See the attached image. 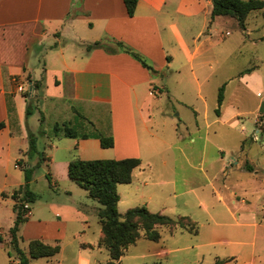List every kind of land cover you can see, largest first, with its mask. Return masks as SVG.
Here are the masks:
<instances>
[{
	"label": "crops",
	"instance_id": "obj_1",
	"mask_svg": "<svg viewBox=\"0 0 264 264\" xmlns=\"http://www.w3.org/2000/svg\"><path fill=\"white\" fill-rule=\"evenodd\" d=\"M211 11V0H137L132 17L128 16L123 0H0V124H3L0 202L2 198H11L24 185L22 170L35 166V160L26 159L28 135L40 144L50 178L48 181L45 174V183L50 187L70 181L67 167L73 159L137 158L141 164L133 170L131 183L127 185L134 182L147 185L145 180L154 170L151 161H159L162 155L160 142L148 127L152 121L147 108L151 97L162 93L153 76L185 69L197 81L196 72L207 68V54L221 43V39L214 40L210 35L215 29L207 25ZM98 41L122 43L140 54L156 73L143 68L124 52L86 48ZM28 78L41 84L34 89ZM25 91L30 93L29 102L37 105L39 119L33 116L26 122L27 102L22 97ZM102 109L109 118L104 129L100 128L98 116ZM52 111L60 114L49 123L46 120ZM219 121H223L222 116ZM63 124L75 130L78 137L52 134L50 125L54 128ZM82 135L88 137L81 139ZM98 135L111 137L113 146L102 148ZM245 172L250 173L246 169ZM146 173L150 174L143 177ZM36 181L32 175L28 187ZM120 186H117L118 205L122 202L121 193L130 191ZM67 192L71 193L69 189ZM84 192L85 199H89ZM85 201H69V205L56 208L62 221L48 223L55 229L43 233L39 231L47 228V221L29 206L23 238L62 243L70 215L80 225L75 234L80 236V227L84 234L89 224ZM54 207L53 203L49 204L51 211ZM250 209L242 207L248 213L241 217L247 221L242 227L260 228L258 214ZM33 234L37 237H30ZM100 236L101 230L96 246ZM95 244L79 246L89 249ZM228 258L223 260L232 259L234 264H264V248L257 251L251 245L250 250L244 249L238 257Z\"/></svg>",
	"mask_w": 264,
	"mask_h": 264
},
{
	"label": "rangeland",
	"instance_id": "obj_2",
	"mask_svg": "<svg viewBox=\"0 0 264 264\" xmlns=\"http://www.w3.org/2000/svg\"><path fill=\"white\" fill-rule=\"evenodd\" d=\"M210 20L208 14L207 25L215 28L210 35L214 40L221 39V43L207 54V68L196 72L197 81L185 69L153 76L162 93L151 97L147 108L152 121L148 127L157 136L162 155L159 161H151L152 174L143 176L150 174L145 180L147 185L134 182L120 186L130 191L121 193L122 202L117 206L120 218L128 209L145 205L151 213L172 219L187 217L195 224L197 234L160 226L157 227L160 239L153 242L140 233L116 264H234L232 259H223L238 257L244 249L250 250L251 245L257 251L264 248V9L246 17L244 31L229 16H218L209 24ZM221 87H224L223 102L217 116ZM31 108L32 114L25 115L26 122L33 116L39 119L34 102ZM59 114L52 111L46 121L50 123ZM98 116L100 128L104 129L109 123L108 113L102 109ZM220 116L224 123L219 121ZM50 129L56 135L51 125ZM35 146V153L26 154L28 162L36 161L29 175L37 181L27 187L35 200L25 207L35 209L47 224H55L62 221L56 208L69 205V201L87 200L89 224L84 234L80 227L79 236L75 233L80 225L70 215L66 235L62 243L58 242L63 247L60 253L53 258L32 259L28 255L30 240H25L22 234L29 219L20 224L15 246L9 233L15 222V201L12 197L2 198L0 264H14L20 255L27 264H108V252L95 244L100 232L96 212L99 204L89 197L85 199L83 189L71 181L56 187L45 183L44 175L49 171L44 161L39 160L40 144L35 141ZM245 165L253 171L246 173ZM24 173L22 170L23 178ZM50 203L55 206L52 211ZM248 206L258 214L260 228L242 227L247 221L241 217L248 214L242 207ZM50 224L39 232L55 229ZM34 235L30 237H37ZM81 243L95 245L83 249ZM245 243L247 247L243 246Z\"/></svg>",
	"mask_w": 264,
	"mask_h": 264
},
{
	"label": "trees",
	"instance_id": "obj_3",
	"mask_svg": "<svg viewBox=\"0 0 264 264\" xmlns=\"http://www.w3.org/2000/svg\"><path fill=\"white\" fill-rule=\"evenodd\" d=\"M75 1V0H74ZM126 12L129 17H132L135 12L137 0H123ZM212 11L210 18L213 20L218 16H229L233 18L239 29L244 31L246 17L251 12L262 11L264 2L260 0H211ZM110 44V45H109ZM88 50L92 48H102L109 53L117 51L124 52L138 61L141 66L151 73H156L146 60L138 53L123 45L120 42H95L86 47ZM28 81H31L28 78ZM32 82V87L37 88L41 82ZM223 88L219 89L217 97V108L215 114L219 116V108L223 102ZM30 93L25 91L22 97L26 100L25 115L32 114ZM3 124H0V129ZM56 134L62 133L66 138H77L78 135L72 128L66 124L61 126L55 125L53 128ZM81 139H86L87 135L80 136ZM100 146L102 148H111L113 141L111 137H103L98 135ZM29 138L28 156L35 153V141L31 135ZM39 160H43L42 155ZM18 165L20 162L17 163ZM141 161L137 158H126L121 160H94L82 161L73 159L67 167V176L70 181L87 192L90 199L95 200L99 204L97 210L98 222L100 225L101 236L98 241V248H102L108 252L110 261L108 264H116L124 255L126 249L135 244L139 239L140 233L142 236L153 242H158L160 239L157 227L167 226L171 230L178 228L190 234H197L195 224L187 217H178L172 219L160 213H151L145 206L128 209L123 216L117 212L119 195L117 192L118 185H127L131 183L132 172L139 167ZM248 172H252L253 168L245 165ZM24 185L12 194V199L15 201L13 211L15 213L14 226L10 229V237L12 243L16 244L17 232L20 224L27 220L28 208L25 204L35 200V195L28 190V182L31 176V170L24 169ZM46 179L49 181V175L46 174ZM16 246V245H15ZM60 253L59 243H55L53 247L42 243L40 240H32L28 243V255L32 259L53 258ZM21 264H27L25 257L20 255Z\"/></svg>",
	"mask_w": 264,
	"mask_h": 264
},
{
	"label": "built area",
	"instance_id": "obj_4",
	"mask_svg": "<svg viewBox=\"0 0 264 264\" xmlns=\"http://www.w3.org/2000/svg\"><path fill=\"white\" fill-rule=\"evenodd\" d=\"M14 264H21L20 259H17V261H15Z\"/></svg>",
	"mask_w": 264,
	"mask_h": 264
},
{
	"label": "water",
	"instance_id": "obj_5",
	"mask_svg": "<svg viewBox=\"0 0 264 264\" xmlns=\"http://www.w3.org/2000/svg\"><path fill=\"white\" fill-rule=\"evenodd\" d=\"M29 85H30V83H29ZM29 91H31V87L29 88Z\"/></svg>",
	"mask_w": 264,
	"mask_h": 264
}]
</instances>
